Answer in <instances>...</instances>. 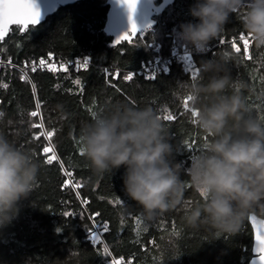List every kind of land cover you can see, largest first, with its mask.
I'll return each instance as SVG.
<instances>
[{
	"label": "trees",
	"instance_id": "16d2710c",
	"mask_svg": "<svg viewBox=\"0 0 264 264\" xmlns=\"http://www.w3.org/2000/svg\"><path fill=\"white\" fill-rule=\"evenodd\" d=\"M195 2L172 0L155 15L154 28L116 47H110L111 38L103 32L106 0H81L61 7L25 32L12 27L0 41V58L25 68L29 77L15 68L0 67V133L41 162L39 174L57 170L58 184L64 193L69 192L67 198L46 207L45 226H14L2 238L23 264H110L112 260L161 264L157 250L164 236L175 241L164 264H247L251 259L248 218L235 235L219 238L203 227H185L179 207L142 226L135 209H128L126 215L118 211L117 200L135 208L123 191L124 169L95 177L79 153L81 126L122 101L157 111L178 149L174 161L190 166L189 157L199 152L203 137L191 117V103L177 97V85L187 82L194 72L198 77L201 62L223 51L233 54L227 65L231 77L247 85L236 90L253 114L264 120V48H255L237 14L230 16L225 31L210 42L206 54L190 52L177 41L176 31L183 23L196 22L189 14ZM175 48L188 50L193 73L174 56ZM157 59L165 68L156 69ZM75 61H87V65L76 66ZM52 63L51 70L32 67ZM165 116L173 119L165 120ZM45 147L52 149L48 155L58 157L51 165L44 163ZM180 178L187 180L183 172ZM196 199L187 186L185 204ZM254 214L264 219V211L257 209ZM101 224H107V229Z\"/></svg>",
	"mask_w": 264,
	"mask_h": 264
},
{
	"label": "clouds",
	"instance_id": "9594fccd",
	"mask_svg": "<svg viewBox=\"0 0 264 264\" xmlns=\"http://www.w3.org/2000/svg\"><path fill=\"white\" fill-rule=\"evenodd\" d=\"M189 14L196 22L181 24L176 39L190 52L206 54L237 14L255 48H264V0H196ZM232 59L230 51L217 53L197 67L198 77L177 85V97L191 103L203 137L186 168L185 161H174L178 149L151 106L117 102L81 126L79 153L90 172L99 178L124 169L123 191L135 208L121 200L122 215L135 209L146 227L179 207L185 227H203L219 238L235 235L257 209L264 211V120L236 90L247 85L231 77ZM40 167L31 153L0 133V228L11 224L19 202L34 191ZM187 186L198 197L191 205L185 204ZM174 242L162 238L161 264Z\"/></svg>",
	"mask_w": 264,
	"mask_h": 264
},
{
	"label": "water",
	"instance_id": "95a60500",
	"mask_svg": "<svg viewBox=\"0 0 264 264\" xmlns=\"http://www.w3.org/2000/svg\"><path fill=\"white\" fill-rule=\"evenodd\" d=\"M79 1L81 0H33L35 10L39 14L38 23L28 24L25 26H7L3 36H0V41L8 36L12 27H19L21 32H25L26 28L30 26H37L47 16H51V14H53L59 8L75 3L77 4ZM157 1H160V3L155 5V2ZM171 2L172 0H138L136 12L133 17V21L136 24L138 31L131 32L127 9L123 5L119 4L117 0H106V6H108V10L106 13L103 32L107 37L111 38L110 47H116L122 42L131 41L145 30L154 28L156 26V21L154 20L155 15L164 11ZM128 30L129 36L127 39H125L124 34L127 33ZM248 223L252 232V243L250 252L251 259L247 264H264V261L261 260L262 254L257 251V236L260 233H264V219L252 214L248 217Z\"/></svg>",
	"mask_w": 264,
	"mask_h": 264
},
{
	"label": "rangeland",
	"instance_id": "374dc122",
	"mask_svg": "<svg viewBox=\"0 0 264 264\" xmlns=\"http://www.w3.org/2000/svg\"><path fill=\"white\" fill-rule=\"evenodd\" d=\"M38 179L36 188H34L31 195L19 202V211L15 219L11 224L0 228V264H23L18 254L2 243V238L13 231L11 228L18 226L20 229H26L27 225L35 227L45 226L47 223L46 207L53 205L54 201L58 199L67 198L69 194L68 191L64 193L62 187L58 184L57 170L49 174L38 173ZM110 264L118 263L110 261Z\"/></svg>",
	"mask_w": 264,
	"mask_h": 264
},
{
	"label": "snow or ice",
	"instance_id": "6c2138e0",
	"mask_svg": "<svg viewBox=\"0 0 264 264\" xmlns=\"http://www.w3.org/2000/svg\"><path fill=\"white\" fill-rule=\"evenodd\" d=\"M117 2L121 5H123L128 12V21L129 25L131 26V32L138 31L136 24L133 21L134 14L136 12L138 0H117ZM38 12L35 10V5L33 3V0H0V36H3L5 29L7 26L10 25H19V26H25L28 24H37L38 23ZM129 36V30L127 33L124 34V38L127 39ZM233 47L235 48L236 45L233 44ZM239 51V49H236ZM43 63V61H41ZM87 61H85V64ZM193 79L196 78V73L194 72L192 74ZM127 79H131V76L127 77ZM0 115H3V113H0ZM32 115L35 116L36 112H32ZM165 120H172V116H165L163 117ZM49 135H52L49 133ZM191 147L192 145L189 144ZM52 149L50 147H45L43 149V154L45 156L44 163L47 165H51L58 159L56 155H48ZM63 166V165H61ZM67 175L71 176V173H66ZM71 183V182H68ZM68 183H66L64 186L67 187ZM75 186V185H73ZM117 204H121V200L116 201ZM139 227V223L137 225ZM102 229H107V224H101L99 225ZM144 231H147V229H144ZM174 234V233H173ZM264 233H260L257 236L258 241V247L257 251L262 254L261 260L264 261ZM95 239V237H93Z\"/></svg>",
	"mask_w": 264,
	"mask_h": 264
},
{
	"label": "built area",
	"instance_id": "2783aa9c",
	"mask_svg": "<svg viewBox=\"0 0 264 264\" xmlns=\"http://www.w3.org/2000/svg\"><path fill=\"white\" fill-rule=\"evenodd\" d=\"M173 54H174V56L175 57H177L178 58V60L180 61V62H182L183 64H184V68L187 70V71H189V72H191V73H193L194 72V68H193V66H194V64H193V62L191 61V59H190V57L188 56V50L187 49H178V48H175L174 50H173ZM75 64H76V66L77 65H83V66H85V65H87V63L85 64V62H83V61H75L74 62ZM156 64L154 65L155 67H156V69L158 68H160V69H163V68H165V65H162V63H161V61L160 60H156V62H155ZM159 64V65H158ZM164 64V63H163ZM3 66H7V67H10V68H15V69H17L18 71H20V73L22 74V76L24 77V78H27V80H29V77H28V73H27V70L25 69V68H18V67H16V66H14L13 64H11L10 62H4L1 58H0V67H3ZM32 67L33 68H38V67H40V68H43V67H48V69L49 70H51L54 66H53V63H52V65H50V64H45V65H42V64H38V65H32ZM153 77V76H152ZM113 261V260H112ZM113 262H115V261H113ZM116 263V262H115Z\"/></svg>",
	"mask_w": 264,
	"mask_h": 264
},
{
	"label": "flooded vegetation",
	"instance_id": "af4514ba",
	"mask_svg": "<svg viewBox=\"0 0 264 264\" xmlns=\"http://www.w3.org/2000/svg\"><path fill=\"white\" fill-rule=\"evenodd\" d=\"M158 3H160V1L155 2V5H156V4L158 5ZM106 5H107V4H106ZM106 5H105V6H106ZM107 10H108V6H107Z\"/></svg>",
	"mask_w": 264,
	"mask_h": 264
},
{
	"label": "bare ground",
	"instance_id": "6f19581e",
	"mask_svg": "<svg viewBox=\"0 0 264 264\" xmlns=\"http://www.w3.org/2000/svg\"><path fill=\"white\" fill-rule=\"evenodd\" d=\"M114 73V72H113Z\"/></svg>",
	"mask_w": 264,
	"mask_h": 264
}]
</instances>
